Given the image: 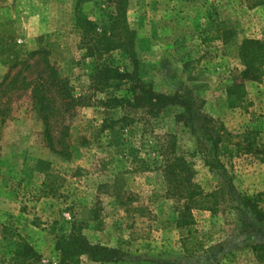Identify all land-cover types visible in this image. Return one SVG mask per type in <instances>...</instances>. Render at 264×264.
Listing matches in <instances>:
<instances>
[{"label": "rangeland", "instance_id": "obj_1", "mask_svg": "<svg viewBox=\"0 0 264 264\" xmlns=\"http://www.w3.org/2000/svg\"><path fill=\"white\" fill-rule=\"evenodd\" d=\"M77 7L78 0H0V264L12 263L19 238L40 254V264L57 263L58 238L74 225L90 243L118 250L111 262L83 255L81 264H258L253 245L264 243V226L236 196L264 194L249 193L245 179L244 189L237 184L244 167L264 163L258 159H264V60L260 79L245 82L236 106L226 89L240 81L242 42H264V0H129L142 81L190 97L194 108L234 135L256 132L263 155L220 157L227 174L210 166L215 151L202 121L192 129L177 120L183 106L152 116L101 103L125 96L126 87L98 91L95 65L108 62L123 71L134 65L123 50L97 61L85 56ZM81 9L103 31L114 0H87ZM38 50H46L83 102L70 119L53 117L58 151L48 147L32 99L44 69L42 54H33ZM125 116L130 121L121 120ZM177 155L204 192H224L215 213L193 210L190 227L179 226L184 201L168 193L165 177ZM260 204L264 208V196Z\"/></svg>", "mask_w": 264, "mask_h": 264}, {"label": "trees", "instance_id": "obj_2", "mask_svg": "<svg viewBox=\"0 0 264 264\" xmlns=\"http://www.w3.org/2000/svg\"><path fill=\"white\" fill-rule=\"evenodd\" d=\"M86 1L78 0V11L76 13V25L82 30L83 39L87 45L85 56L95 57L97 61L113 50H123L134 65L132 71H123L108 62L95 65L94 81L98 91L126 87L125 96H108L101 102L104 106L107 108L131 107L143 109L152 116H157L168 106H183V111L177 115V120L192 129L195 128L196 120L202 121L204 133L211 141L215 151V161L210 166L212 169H220L225 174L229 171L221 162L220 157L230 158L235 153L242 151L257 157L263 155V151L255 142L256 132L246 131L244 134L234 135L223 124L215 123L214 118L204 114L200 109L194 108L195 103L192 102L190 97L181 93L158 92L152 85L142 81L138 74L137 35L130 27L127 15L129 0H114L111 23L103 31H99L97 24L82 11L81 5ZM33 54H42L41 59L44 62L43 71L33 82V103L38 115L44 122V137L48 147L58 151L53 135V117L61 114L62 118L70 119L74 115L77 105L80 106L83 102L71 94L66 79L59 74L58 68L47 58L46 50L34 51ZM240 59L244 66L238 78L240 81L228 86L226 89L230 105L233 107L245 95V82L258 81L262 75L264 42L253 38L245 39L240 47ZM121 120L130 121V118L125 116ZM67 135L68 127L64 125L62 136L66 137ZM243 135L244 140H234L235 136L240 138ZM258 159L264 160L263 158ZM165 177L169 183L168 193L174 198L184 201L179 210L178 224H180V227H190L194 209H206L212 213L217 211L219 200L223 198L224 192H219L220 190L209 193L204 192L202 187L194 180L193 168L182 155L174 156V160L165 167ZM232 194L233 191H229L228 195ZM261 196H264V194L259 193L255 197L237 195L236 198L240 199L243 208L264 226V208L260 204ZM184 245L188 249L187 244L184 243ZM57 250L60 253V259L54 264H81L83 255H88L96 262H111L116 259L118 254L116 249L90 243L83 232L77 229L75 225L69 234L58 238ZM187 251L189 252V249ZM253 252L258 264H263L264 243L254 244ZM40 262V254L35 248L23 238H19L11 264H40Z\"/></svg>", "mask_w": 264, "mask_h": 264}, {"label": "crops", "instance_id": "obj_3", "mask_svg": "<svg viewBox=\"0 0 264 264\" xmlns=\"http://www.w3.org/2000/svg\"><path fill=\"white\" fill-rule=\"evenodd\" d=\"M245 179V183L247 184V191L249 193H256L264 191V163L257 164L253 163L252 165H248L244 167V171H240V175L238 176L237 184L241 189H244L243 181Z\"/></svg>", "mask_w": 264, "mask_h": 264}]
</instances>
